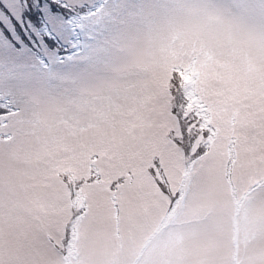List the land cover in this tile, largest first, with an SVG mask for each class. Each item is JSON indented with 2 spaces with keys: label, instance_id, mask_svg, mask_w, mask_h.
I'll list each match as a JSON object with an SVG mask.
<instances>
[{
  "label": "snow or ice",
  "instance_id": "6c2138e0",
  "mask_svg": "<svg viewBox=\"0 0 264 264\" xmlns=\"http://www.w3.org/2000/svg\"><path fill=\"white\" fill-rule=\"evenodd\" d=\"M0 13V264H264V0Z\"/></svg>",
  "mask_w": 264,
  "mask_h": 264
},
{
  "label": "rangeland",
  "instance_id": "374dc122",
  "mask_svg": "<svg viewBox=\"0 0 264 264\" xmlns=\"http://www.w3.org/2000/svg\"><path fill=\"white\" fill-rule=\"evenodd\" d=\"M4 3H8V0H4ZM14 14L18 17L19 16V13L18 12H15L14 10ZM0 18H2L4 20L5 23H8V20H7V17H3V14L0 13ZM9 27H11V24H9Z\"/></svg>",
  "mask_w": 264,
  "mask_h": 264
}]
</instances>
